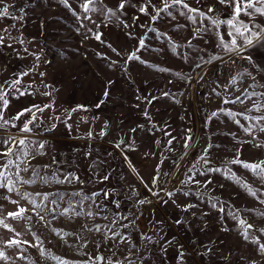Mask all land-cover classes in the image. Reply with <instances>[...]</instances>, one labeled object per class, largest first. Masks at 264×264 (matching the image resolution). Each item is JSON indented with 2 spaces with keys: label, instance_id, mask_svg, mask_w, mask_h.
<instances>
[{
  "label": "rangeland",
  "instance_id": "obj_1",
  "mask_svg": "<svg viewBox=\"0 0 264 264\" xmlns=\"http://www.w3.org/2000/svg\"><path fill=\"white\" fill-rule=\"evenodd\" d=\"M0 264H264V0H0Z\"/></svg>",
  "mask_w": 264,
  "mask_h": 264
},
{
  "label": "water",
  "instance_id": "obj_2",
  "mask_svg": "<svg viewBox=\"0 0 264 264\" xmlns=\"http://www.w3.org/2000/svg\"><path fill=\"white\" fill-rule=\"evenodd\" d=\"M163 145H165V141H164V139H163V137L162 138H160L159 139V147H162ZM202 162V165L204 166V164H206V163H209V160H207V159H203V161H201ZM99 258L97 257L96 258V260H98Z\"/></svg>",
  "mask_w": 264,
  "mask_h": 264
}]
</instances>
